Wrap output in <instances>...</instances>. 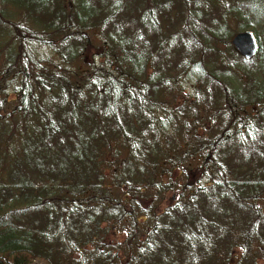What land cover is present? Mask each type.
<instances>
[{"label":"trees","instance_id":"1","mask_svg":"<svg viewBox=\"0 0 264 264\" xmlns=\"http://www.w3.org/2000/svg\"><path fill=\"white\" fill-rule=\"evenodd\" d=\"M32 261L264 264V0H0V264Z\"/></svg>","mask_w":264,"mask_h":264},{"label":"water","instance_id":"2","mask_svg":"<svg viewBox=\"0 0 264 264\" xmlns=\"http://www.w3.org/2000/svg\"><path fill=\"white\" fill-rule=\"evenodd\" d=\"M230 44L245 61L252 59L257 51L256 38L250 31H241L234 34L230 39Z\"/></svg>","mask_w":264,"mask_h":264},{"label":"rangeland","instance_id":"3","mask_svg":"<svg viewBox=\"0 0 264 264\" xmlns=\"http://www.w3.org/2000/svg\"><path fill=\"white\" fill-rule=\"evenodd\" d=\"M254 30H255V32H256L257 34H259V29H258V28H255ZM238 32H241V31L238 30ZM238 32H235V33L233 32V33H231V36L234 35V34H236V33H238ZM9 96H10V97H13V94L10 93ZM171 196H172V195L169 194V193L166 195V203H168L169 198H170ZM160 207L162 208L163 206H160ZM123 238H124V236H123L122 234L117 235V237H116V238H113V239H112V237H111L112 240H114V241H119V242H121V241L123 240ZM31 264H44V263H42V262H40V261H32Z\"/></svg>","mask_w":264,"mask_h":264}]
</instances>
